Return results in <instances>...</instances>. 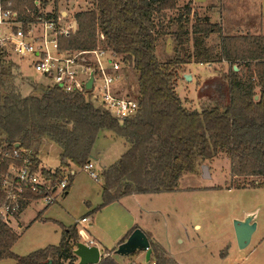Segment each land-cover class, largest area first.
I'll return each instance as SVG.
<instances>
[{"label": "trees", "instance_id": "1", "mask_svg": "<svg viewBox=\"0 0 264 264\" xmlns=\"http://www.w3.org/2000/svg\"><path fill=\"white\" fill-rule=\"evenodd\" d=\"M178 1L90 0V8L74 14L75 32L60 40L65 50L107 47L134 72L138 110L133 118L121 122L79 93L34 86L30 94L23 95L14 83L12 64L0 60V149L18 144L30 152L32 169L55 185L71 166L81 169L92 161L100 134L108 131L123 138L129 147L101 170V203L94 212L125 196L174 192L195 160L210 162L223 151L235 188H264V35L224 37L222 28L208 18L191 23L190 4L179 6ZM12 2L16 9L32 6V0ZM211 35L220 37L219 49L207 44ZM167 37L173 41L174 56L161 63L156 45ZM191 63L228 65L220 77L224 94L200 110L186 109L175 90L179 70ZM51 141L59 149V167L52 171L39 167L40 148ZM10 162L0 155V205L5 197L3 176ZM68 192L67 188L62 197ZM45 195L25 189L15 215L29 199ZM146 236L152 264H177ZM79 237L76 225H62L57 246L19 257L12 252L19 235L0 218V260L75 264L73 250ZM98 264L116 263L107 257Z\"/></svg>", "mask_w": 264, "mask_h": 264}, {"label": "rangeland", "instance_id": "2", "mask_svg": "<svg viewBox=\"0 0 264 264\" xmlns=\"http://www.w3.org/2000/svg\"><path fill=\"white\" fill-rule=\"evenodd\" d=\"M49 1V4L55 5L61 11H68L72 16L77 11H84L91 7L89 4L90 0ZM262 8L264 10V0H262ZM194 21L193 19L191 23ZM235 27L237 29H234ZM235 27L226 28L224 34L229 36L264 35V25L258 26L257 21L253 23V21L247 20ZM207 44L219 49L220 37L211 35L207 40ZM156 46V56L161 63H166L173 58L174 46L170 38L160 39ZM12 66L13 70H18L14 65ZM126 69L122 70L123 77L120 80V84L124 86L129 96L135 98L137 90L136 75L131 68L126 67ZM21 70L22 74L24 72V75L29 79L14 71L16 74L14 83L23 95L30 94L34 86L46 88L38 83L37 79L40 77L26 69L22 64ZM227 70L228 65L226 63L222 65L191 63L180 69L175 90L183 101L185 108L188 110H200L203 106L211 104L223 95L224 84L220 77ZM184 76H189L190 80L187 81ZM105 132L110 134L108 131ZM100 141L101 139L97 146ZM58 153L59 149L54 142H44V145L40 148L39 155L42 166L39 167L46 170L58 167ZM212 161L214 162L213 164ZM94 165L95 170L99 171L100 167L98 164L94 163ZM203 165L210 166L208 175L211 172L214 173L211 179L203 178ZM229 166L228 155L223 151L215 160H210L209 163H201L199 160H195L191 166L192 169L188 170L178 182L179 186L190 188L221 186L220 188H211L205 193L198 194L193 192L189 196L178 195L176 201L179 204L187 203L193 206L192 210L186 211L190 222L184 224L183 227L178 224L177 218L184 215L181 207L176 213L177 217L173 216L171 219L166 220L169 230L172 231V247L176 251L179 250L180 252L181 250L179 256L186 264H264V188H235L234 183H230ZM71 168L76 171V175L74 178L72 177L73 180L68 187V196L65 199L59 196L53 205L50 204L51 206L46 205L40 199H29L30 205L21 216L19 215L20 219L15 213L6 218L9 227L13 231L16 230L19 235L18 240L12 247V252L15 255L25 257L39 249L57 246L60 243L62 225L71 227L84 216L92 217V222L83 226L78 225V227H84L88 233L90 232V234L100 240L104 246L111 245L112 242L106 237V215L97 213L95 218L93 213L89 212V205L95 208L101 203L97 184L101 178L99 177V180L95 181L78 168L74 166H71ZM236 181L240 182L239 185L246 186V182L243 183L242 180ZM164 201L175 203L173 199L169 200V198H160L156 202L159 204ZM45 206H49L46 211H44ZM247 211L252 212L255 216L256 229L250 245L246 249L240 250L235 241L236 238H233V225L234 221L241 218L242 214ZM39 213L42 215L38 216ZM195 224H199L200 229H193ZM18 225H21V229L18 228ZM165 225L159 226V230L156 231L159 238L163 241L167 240L165 239V233L168 227ZM186 234L189 240L186 239ZM176 237L183 239L184 242L179 243L175 239ZM78 240H80V237ZM202 241L205 243L204 245L201 244ZM0 264H16V262L14 259L7 258L0 260Z\"/></svg>", "mask_w": 264, "mask_h": 264}, {"label": "built area", "instance_id": "3", "mask_svg": "<svg viewBox=\"0 0 264 264\" xmlns=\"http://www.w3.org/2000/svg\"><path fill=\"white\" fill-rule=\"evenodd\" d=\"M49 3V0H32L31 7L16 9L12 7V0H0V60L14 65L17 74H22V64L38 75V83L46 88L84 95L96 108L120 122L133 118L138 110V100L129 96L120 84L122 70L127 66L104 46L97 45L90 50L61 49L60 40L75 32L76 21L74 15ZM22 75L28 78L24 72ZM0 155L11 161L3 176L5 197L0 205V218L7 223L6 218L19 210V200L25 189L33 194L46 192L40 200L50 205L62 197L76 174L70 168L57 184L52 185L39 170L32 169L30 152L20 149L18 144L9 150L0 149ZM79 170L93 180H99L100 173L95 170L93 161H88ZM86 222V218L78 221ZM142 264L152 263L144 261Z\"/></svg>", "mask_w": 264, "mask_h": 264}, {"label": "crops", "instance_id": "4", "mask_svg": "<svg viewBox=\"0 0 264 264\" xmlns=\"http://www.w3.org/2000/svg\"><path fill=\"white\" fill-rule=\"evenodd\" d=\"M186 4H190L193 10L192 15L190 16L191 22L193 19L195 20V19H202V18L207 19L208 18L211 23L218 24L222 28V35L224 34L226 28H229L230 26L235 27L236 25H240L242 24V22H245L247 20L253 21V23L257 21L258 26L264 25V14H263L264 10L262 8V0H179L178 1L179 6H183ZM234 29H237V28L235 27ZM223 36H225V34ZM100 139L101 141L99 145L97 146V143L99 142ZM128 147H129V144L123 138L122 139L115 138L113 135L108 134L106 132H104V134H100L99 138L97 139L93 147L94 156L92 159L93 163L98 164V166L100 167L99 173H101V170L104 169L105 167L116 162L122 156V154L125 153ZM205 163H209V162H205ZM213 163L214 162L212 161V164ZM40 166H42L41 159H40ZM203 166L206 168V175L202 169L203 178L211 179V177L214 174L211 172V174L208 175V170L211 164L209 167L206 165H203ZM56 168H52L50 169V171ZM182 176L180 177V179L182 178ZM180 179L178 180V182L180 181ZM231 180L233 179L230 178V181ZM97 184L99 188V194L101 197V192H102L101 180ZM177 186L178 188L174 192H161L158 194H141V195L125 196L117 202L106 205L105 208L97 212H94V209L96 207L94 208V206L89 205V212L93 213L95 218H96L97 213H99V215L100 214L106 215L105 216V220L107 223L106 224L107 225L106 226V231H107L106 237L109 238V240L112 242L111 245L109 246L108 245L104 246L100 240L95 238L92 234H90V232L88 233L86 229H84V227H80V228L78 227V225L83 226L86 223L92 222L91 220L92 217L90 216L81 217L78 221H80L82 218H86L87 222L78 223L77 221L75 222V225L78 229V232L80 231L84 232L86 236L85 243L88 246L94 245L99 249V252H100L99 259L100 260L102 258L109 257L116 264H142V262L145 261L143 252L142 253L136 252L134 254H131L125 257L115 254V250L117 249V247L120 244L124 243V241H126L125 239L127 238V234L134 227H136V229L137 228L140 229L145 234H149L150 240H152L159 247H161L167 257L173 259L177 264H186L183 262V260L179 256V253H181V250L179 252V250L176 251L172 247V241H171L172 231L169 230V227L167 224L168 222L166 220L171 219L173 216H176L178 209H180L181 207L184 215H182L180 218H177L178 224H180L181 227H183L184 224H187L190 222L188 215H186V211L189 212L190 210H192L193 206L187 203L182 204V205L179 204L176 201V198L178 197V195L189 196L193 192H197L198 194L205 193L206 191L211 190V188H216V187L220 188L221 186H215L211 188H203V187L190 188L187 186L181 187L179 186V183H177ZM67 196L68 194L65 197H62V199H65ZM160 198L162 199L169 198V200L173 199L175 203L164 201L163 203L157 204L156 201H158V199ZM29 205L30 203L22 210V212L19 214L20 216L22 215V213L26 210V208ZM49 206H45L44 211H46L49 208ZM86 206H88V204H86ZM19 215L18 217L20 219ZM41 215H42L41 213L38 214V216H41ZM247 216H252L253 222H256V220L254 219L255 216L250 211L244 212L241 218H238V220L243 221V219H245ZM163 224L164 225L166 224L168 227V230L165 233L166 234L165 239H167L166 241H163L162 239H160L158 236V233L156 232L159 230V226H162ZM18 228L21 229V225H18ZM193 229H200V225L195 224L193 226ZM14 232L17 233L16 230ZM233 238H234V232H233ZM252 238H251V241H252ZM175 239L179 243L184 242V240L179 237H176ZM186 239L189 240L187 234H186ZM80 241H82L81 237H80V240H78V242ZM201 244L204 245L205 243L202 241ZM150 257H151V254H150ZM77 262H78V259L76 260L75 263L77 264Z\"/></svg>", "mask_w": 264, "mask_h": 264}, {"label": "water", "instance_id": "5", "mask_svg": "<svg viewBox=\"0 0 264 264\" xmlns=\"http://www.w3.org/2000/svg\"><path fill=\"white\" fill-rule=\"evenodd\" d=\"M234 71L237 70L233 67ZM189 81V76H184ZM257 99V97L255 98ZM17 145V144H16ZM206 175V168L203 166ZM234 238H236L237 246L240 250L247 248L251 241V236L256 229V223L253 222L252 216H247L243 221H234ZM82 241L78 242L73 250V255L78 259L77 264H98L100 262L99 249L94 245H87L86 236L83 231L79 232ZM124 243L120 244L115 250V254L125 257L136 252L144 253L145 261H150L151 249L150 242L146 234L140 229L133 230ZM50 264V262L48 263Z\"/></svg>", "mask_w": 264, "mask_h": 264}]
</instances>
